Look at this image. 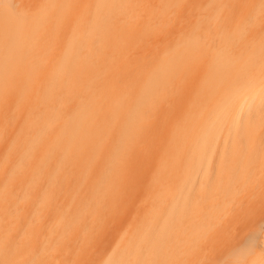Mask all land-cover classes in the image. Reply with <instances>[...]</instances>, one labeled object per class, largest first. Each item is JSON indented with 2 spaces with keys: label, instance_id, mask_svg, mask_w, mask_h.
<instances>
[{
  "label": "bare ground",
  "instance_id": "obj_1",
  "mask_svg": "<svg viewBox=\"0 0 264 264\" xmlns=\"http://www.w3.org/2000/svg\"><path fill=\"white\" fill-rule=\"evenodd\" d=\"M0 264H264V0H0Z\"/></svg>",
  "mask_w": 264,
  "mask_h": 264
}]
</instances>
